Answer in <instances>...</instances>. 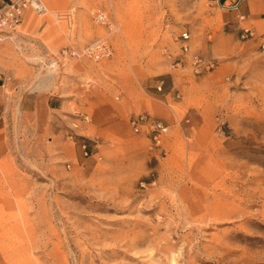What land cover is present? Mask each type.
<instances>
[{"label":"rangeland","instance_id":"1","mask_svg":"<svg viewBox=\"0 0 264 264\" xmlns=\"http://www.w3.org/2000/svg\"><path fill=\"white\" fill-rule=\"evenodd\" d=\"M46 3L47 15L31 17L49 23L59 49L30 59L45 67L24 77L72 104L54 113L37 100L30 116L20 97L0 107L16 164L7 178L0 169V264H264L257 35L226 23L217 0ZM101 39L112 58L61 56ZM111 103L119 113L93 121L91 110ZM148 113L169 127L160 147L133 130Z\"/></svg>","mask_w":264,"mask_h":264},{"label":"crops","instance_id":"2","mask_svg":"<svg viewBox=\"0 0 264 264\" xmlns=\"http://www.w3.org/2000/svg\"><path fill=\"white\" fill-rule=\"evenodd\" d=\"M217 3L224 11L226 23L238 26L241 31L245 28L252 30L256 33V38H259L260 46H262L264 42L262 37L264 34V0H217ZM34 14L32 11H28L22 25L11 35L0 34V107L7 109L13 99L20 97L22 111L27 116L37 114L38 105L36 104L40 101L43 103L45 101L48 110L54 113L66 110V106L72 104L67 102L69 98L64 94L57 93L55 95L46 85L31 83L34 77H24L26 69H44L45 67L40 61L31 63L30 59H49L59 49V47L51 45L45 37L49 23L37 16L32 18L31 16ZM55 96L57 97L55 98ZM50 100L56 105L51 106ZM121 107L120 103H111L104 109L96 106L91 110L90 115L97 123L99 120L103 121L101 117L110 119L115 116ZM124 112L122 114H127V111ZM147 115L159 120L151 113ZM61 116L62 122L66 123L65 113H61ZM3 119H5V113L0 115V125ZM11 155V149L6 144L4 129L0 127V169L3 170L1 176L6 178L16 170V164L12 162Z\"/></svg>","mask_w":264,"mask_h":264},{"label":"built area","instance_id":"3","mask_svg":"<svg viewBox=\"0 0 264 264\" xmlns=\"http://www.w3.org/2000/svg\"><path fill=\"white\" fill-rule=\"evenodd\" d=\"M32 11L37 15H47L49 13V7L46 3V0H8L0 6V33L4 35H11L14 31L20 27L24 21L26 13ZM94 18L97 23L108 26L109 29L113 30L114 24L108 19L107 15L102 12H93ZM58 18L62 15H57ZM70 19V18H69ZM244 37L250 36L255 37V33L245 28L243 29ZM264 38V34L262 36ZM185 44L183 45V52H188L189 47L186 45V41L189 39V36L185 34L183 36ZM264 49V42L262 44ZM114 51L111 45L101 39L87 46L81 53L76 51H69L65 49L61 56L63 58L67 57H85L93 61H103L112 58ZM194 64L199 67L204 65V61L198 56H193ZM200 71L201 69H197ZM163 82L158 84L157 89L162 90ZM83 122H88L87 119H84ZM132 127L135 133H143L145 130L152 139V143L155 147H160L162 143V138L168 134L169 127L166 126L163 122L153 119L149 115H138L132 120ZM83 150L87 149V146L84 144L82 146ZM88 155L87 152H85Z\"/></svg>","mask_w":264,"mask_h":264}]
</instances>
